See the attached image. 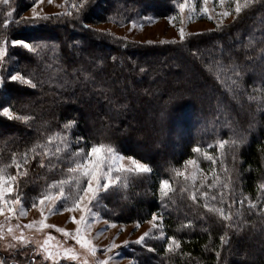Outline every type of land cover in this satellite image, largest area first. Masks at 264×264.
<instances>
[{"label": "trees", "instance_id": "obj_1", "mask_svg": "<svg viewBox=\"0 0 264 264\" xmlns=\"http://www.w3.org/2000/svg\"><path fill=\"white\" fill-rule=\"evenodd\" d=\"M195 1L200 9L201 0ZM181 2L88 0L78 17L74 10L75 19L52 16L35 21L37 27L19 24L6 30L2 21L7 12H13V19L23 16L33 0L0 3V37L24 38L37 46L36 52L8 46L0 107L29 119L8 118L0 111V168L7 166V174L16 176L13 156L19 159L24 152L31 156L36 145L54 152L59 144L54 134L65 136L69 151L111 145L117 153L149 165L151 171L121 174V183L102 193L93 212L116 224L139 221L142 225L153 214L163 217V237L158 232L155 242L147 241L145 248L131 244L135 255L126 252L138 264H264V189L260 187L264 184V0H255L231 24L184 43L131 44L95 27L175 17ZM17 71L37 87L9 82L8 75ZM70 121L74 123L65 129ZM241 138L238 146L226 144L223 150L218 146L221 140ZM197 146L200 151H193ZM60 157L63 163L56 156L37 155L30 160L25 165L27 176H17L15 191L6 199L20 194L30 210L41 193L56 191L49 186L68 176L65 153ZM42 158L45 167L39 166ZM189 160H198L204 171L194 186L175 175ZM164 179L174 189L167 197L160 192ZM193 188L196 202L189 195ZM65 190L72 191V186ZM205 191L208 199L200 195ZM249 199L256 209H249ZM205 203L231 211L239 230L227 227L231 222L210 212ZM172 236L180 241V248L169 252ZM221 236L226 237L223 245ZM1 249L0 240V259L5 264H32L33 256L34 264H49L35 255L32 246L9 255Z\"/></svg>", "mask_w": 264, "mask_h": 264}, {"label": "snow or ice", "instance_id": "obj_2", "mask_svg": "<svg viewBox=\"0 0 264 264\" xmlns=\"http://www.w3.org/2000/svg\"><path fill=\"white\" fill-rule=\"evenodd\" d=\"M44 0H33V4L31 6L32 16L31 17H23L20 16L16 19H13V12L9 11L7 12V18H5L2 23L3 27L6 30L9 25H19L23 24L24 27H37V25L34 23L37 20H50L52 17L43 14L42 11H37V8L40 4H42ZM49 3H52V0H48ZM67 3V0H65ZM88 0H82L81 3H72L71 8L76 11L77 17L79 16L81 10L85 7ZM255 0H234V12L237 17L240 16L242 12H244L246 9H248ZM0 3H3L7 5L9 3V0H0ZM202 3L204 7L201 9L202 13L207 15L209 19H215L212 15V12L207 7L209 0H202ZM216 3L223 8V6L226 3V0H216ZM188 11L189 13H195L196 9L191 4L190 0H183V2L178 4L177 11L180 14V24L183 25L184 23V12ZM217 15L220 17V20L218 21V26H220L223 22V19L232 15L231 11H220L217 13ZM60 17H73L72 11L62 12L57 14V18ZM75 19V17H73ZM175 17L170 16L169 20H174ZM188 21L191 22V16L187 17ZM135 27V21H130ZM179 35L181 38V42L184 41L187 38L186 30L183 26L179 28ZM172 43H177L176 41H172ZM9 44L13 48H23L29 52H36L37 46L34 45L30 40L24 39V38H11L5 34L2 37H0V61H3ZM9 82H16L20 83L24 86H30L32 88H36L37 84L33 82L31 78L26 76L25 74H22L21 72L17 71L14 73H11L7 77ZM4 77L0 76V87L3 86ZM0 111L5 116H9L11 118L19 119L22 121L27 122L29 117L28 116H12V111L10 107H0ZM74 122H69L68 124L64 125V128L67 129L70 124ZM56 140L59 142L58 146L56 147L55 151L53 152L51 149L46 148L44 145H36L31 149L32 155L29 156L28 152H24L19 159L16 158L14 155L12 158V164L15 165L17 174L16 176H11L7 174V166L4 168H0V214H3L5 210H7L12 217L19 218V216H24L27 213V209L24 206L23 200L21 198L20 194H16L14 199H6L7 195H11L14 193L15 189L13 185L16 183L17 176H27L28 170L25 167L29 163L30 160H35L37 155H41V157H49L52 156L57 157V161L60 163H63V160L60 157V153H65V159L69 166L66 168V172L68 174L67 179H61L57 181H53V183L49 186L50 189H56V191H47L41 193L37 200L34 201L31 205V207H39L41 215L43 219H41L38 222H33L31 224H28L23 227L27 228H33L37 225L40 226L41 229L43 228H56V230L60 233H63L67 236H70L73 238L82 248L87 249L91 255L95 256L98 248L97 246L92 242L91 239L86 238L85 233L89 230V217L94 216L95 213L93 212V208L96 203L100 201L102 198V193L107 192L110 188H114L118 186L121 183L123 173H148L151 171V168L149 165L141 162L140 160H137L135 157H124L122 154L117 153L116 150L111 145H105V144H96L88 147L87 151H85L84 148H78L75 151H69L70 144L67 143L65 136H61L60 134H54ZM81 140L83 138H80ZM53 138H48V143H52ZM242 138L237 140H221L219 142V148L223 150L225 148L226 144H231L233 146H238L239 143H242ZM40 148L42 151L40 153H37L36 149ZM195 152H199L200 148L199 146L195 147L193 149ZM207 155V154H206ZM207 158L209 160H212L215 162L214 157L211 155H207ZM125 159H128L131 161V166H126L123 161ZM235 157L233 156V160ZM51 163V161H50ZM187 164L196 165L195 160H189L186 162ZM40 167H45L44 159L42 158L39 161ZM198 171H201L198 168H195L192 172L191 176L187 175L185 172H181L179 170L176 171V176H183L184 180L186 182L190 181L192 185H195L196 182V173ZM214 180L218 182V178L214 177ZM71 185L72 191L66 193V186ZM203 186V185H201ZM216 184L209 185V188L215 187ZM222 188L227 187V184H221ZM260 187L264 189V184H261ZM174 189L172 188L170 181L168 179H164L161 181L160 185V192L161 195L164 197H167L170 192H173ZM182 191H188V189H183ZM190 199L193 202L197 201V191L195 188L190 191L189 193ZM200 195L208 199L209 193L207 191L201 192ZM212 200H216V196L211 197ZM220 201L221 203L224 202V193H220ZM241 207H243L244 201H239ZM59 204V207L57 205ZM17 205H19V208H17ZM47 205V208H46ZM205 208H207L210 212L217 213L224 221H229L227 227H235L237 230H239V224L236 221H233V215L231 211H225L223 207L217 208V207H210L207 203L203 205ZM249 209H256L257 204L253 202L251 199H249L248 202ZM229 208H231V205H229ZM47 210L48 214H55L56 212H63L68 211L75 213L76 211H80L82 215L77 218L75 215L71 217V220L77 224L78 227L74 234L67 232L64 228H57L55 225H49L46 223L47 215H45V212ZM237 217L240 216V211L237 210L236 213ZM11 218V217H10ZM162 216H157L156 214L152 215V220L150 223H153V227H159V223H156L158 221H162ZM140 222L136 221V226L139 227ZM17 227H22L20 225H17ZM108 227H115L114 223L108 224ZM107 230V229H105ZM9 233L13 232L12 228L8 229ZM150 235L149 232H145L143 236H141L137 243L144 245L145 239ZM160 236H164L163 230L160 231ZM53 238L51 235L47 239L43 241V243L37 242V249L36 252L43 255V258L45 260H50L52 264H58V257H64V258H70V259H76V255H72L73 253L72 249H61L59 245L55 246V250H53V247L49 245V241ZM230 239V238H229ZM13 240L19 241L23 245H28L31 243L21 232V235L15 236L13 235ZM169 243L167 244V251L172 252L175 250H178L180 248V241L176 239L175 236L168 238ZM221 245H223L226 242V237L221 236ZM127 243V242H125ZM15 244H8L7 248L9 250L15 249ZM120 247L119 245H116L113 243L112 245L105 248L103 251L105 253L112 252L113 248ZM150 251H154L155 249L149 248ZM118 255V254H117ZM219 255V253H217ZM113 259L112 256H107L105 259H98L96 261V264H110V261ZM35 256L32 257V264H34ZM0 264H5V260L0 259ZM86 264V262H85Z\"/></svg>", "mask_w": 264, "mask_h": 264}, {"label": "rangeland", "instance_id": "obj_3", "mask_svg": "<svg viewBox=\"0 0 264 264\" xmlns=\"http://www.w3.org/2000/svg\"><path fill=\"white\" fill-rule=\"evenodd\" d=\"M190 2L195 7L196 11L195 13H189L187 10L184 12L183 16L185 19L183 25L180 24L181 17L180 14H178L175 16V19L171 21L169 18L162 20H145L143 22L135 23V27H133L132 24L119 26L114 23L96 25L95 27L97 30L104 33H109L123 42H128L131 44L163 45L184 43L187 39L193 36L217 31L219 28L231 24L235 20L236 14L234 12V0H226L223 8H221V6L216 3V0H209L207 7L212 12V15L216 17L215 19H209L207 15L202 13L201 9L204 7L202 0V6L200 9L197 8V2L195 0H190ZM70 3V0H67V3L65 0H52V3H49L48 0H44V2L38 6L37 11H42L43 14L51 17L57 16L58 13L72 11L73 17H75L74 9L71 8ZM224 10L231 11L232 15L224 18L222 24L218 26L220 17L217 15V13ZM31 16L32 11L30 8L24 13L23 17ZM189 16H191V22H189L187 19ZM181 26L185 28L186 33L188 34L187 38L182 42L179 35V28ZM172 41H176L177 43H172ZM7 55L8 52L6 53L3 61H0V76H3L4 78L5 75L2 74V72L4 70V60ZM2 87H0V90ZM12 116H14L13 113ZM7 117L11 118L9 116ZM168 147L171 148L170 145H168ZM195 161L196 165L187 164L185 165V168L182 172H185L187 175L191 176L195 168L200 169L198 160ZM123 163L126 166H131V161L128 159H125ZM202 174H204V171H198L196 173V180L199 179L200 175ZM17 208H19V205H17ZM45 215H47V224L55 225L57 228H64L67 230V232L74 234L76 229L80 226L75 224L71 220V217L75 215L77 218H79L82 213L80 211H76L75 213L63 211L56 212L55 214H48L46 210ZM41 219H43V217L39 207H33L30 210H27L26 215L19 216V218L12 217L7 210H5L3 214H0V240L2 244V253L9 255L14 250L28 246H32L33 248L37 249V242L43 243V241L47 239L49 235H51L53 239L49 241V245L53 247V250H55L56 245H59L61 249H72L73 253L71 254L77 256L76 259L58 257V263L65 261L73 264H85V262L86 264H96L98 259H105L107 256H112L113 259L110 261V264H138L135 259L128 255L136 254V252L129 249L130 245L137 244L145 248L147 241L150 240L155 242V238L158 236L157 233L160 232L162 228L161 221L156 222L159 223V227H153V223H150L152 219L142 225L139 224V227L136 226V223H114L115 227H108V224L111 222L102 220L98 214L95 213L94 216L89 217L90 228L85 233L86 238L91 239L98 248L96 255L93 256L87 249L82 248L80 244H78L73 238L58 232L56 228L41 229L39 225L33 228L23 227L33 223L34 221L38 222ZM17 225L22 227L18 228ZM9 228L13 229L12 233L8 232ZM21 232L31 243L25 246L19 241L13 240V235L19 236L21 235ZM145 232H149L150 235L146 237L145 244L141 245L137 243V241L141 236L144 235ZM113 243L119 245L120 247L113 248L112 252L110 253H105L103 250ZM8 244H15V249L9 250L7 248ZM35 255L40 256L42 259L41 261H47L49 264H52L50 260H45L42 254L36 252Z\"/></svg>", "mask_w": 264, "mask_h": 264}]
</instances>
